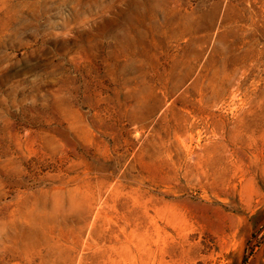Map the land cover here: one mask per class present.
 Masks as SVG:
<instances>
[{
    "label": "rangeland",
    "instance_id": "obj_1",
    "mask_svg": "<svg viewBox=\"0 0 264 264\" xmlns=\"http://www.w3.org/2000/svg\"><path fill=\"white\" fill-rule=\"evenodd\" d=\"M0 264H264V0H0Z\"/></svg>",
    "mask_w": 264,
    "mask_h": 264
}]
</instances>
